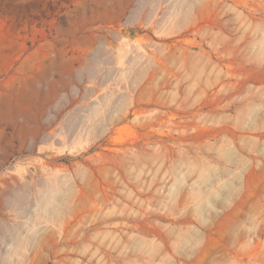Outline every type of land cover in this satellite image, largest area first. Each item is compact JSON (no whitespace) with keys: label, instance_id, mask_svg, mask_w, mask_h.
Masks as SVG:
<instances>
[{"label":"rangeland","instance_id":"374dc122","mask_svg":"<svg viewBox=\"0 0 264 264\" xmlns=\"http://www.w3.org/2000/svg\"><path fill=\"white\" fill-rule=\"evenodd\" d=\"M0 264H264V0H0Z\"/></svg>","mask_w":264,"mask_h":264}]
</instances>
